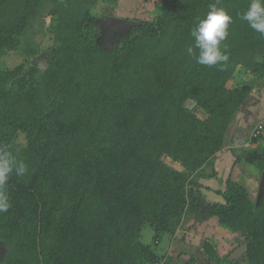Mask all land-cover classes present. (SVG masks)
Here are the masks:
<instances>
[{
  "label": "trees",
  "instance_id": "1",
  "mask_svg": "<svg viewBox=\"0 0 264 264\" xmlns=\"http://www.w3.org/2000/svg\"><path fill=\"white\" fill-rule=\"evenodd\" d=\"M122 1L0 0V61L27 58L0 64V145L18 144L28 164L0 213V264H172L142 241L144 228L161 240L190 215L240 235L246 251L230 259L202 239L185 264H264V187L255 196L232 174L224 189L204 184L222 181L215 162L230 143L234 167L264 176V116L249 147L230 135L264 85V35L241 19L251 0H156L154 14L108 45L97 10ZM211 4L233 17L222 71L187 52ZM45 12L40 48L31 30ZM241 69L252 83L237 87Z\"/></svg>",
  "mask_w": 264,
  "mask_h": 264
},
{
  "label": "rangeland",
  "instance_id": "2",
  "mask_svg": "<svg viewBox=\"0 0 264 264\" xmlns=\"http://www.w3.org/2000/svg\"><path fill=\"white\" fill-rule=\"evenodd\" d=\"M156 8V0H124L118 6L101 5L97 10V13L104 21L108 18L139 21L149 18L154 12H156ZM44 21L45 23L47 22V24L51 21L50 17H47L46 12L39 17L31 30L35 45L40 48H43L47 40L46 30H42L40 27V23H43ZM108 34L109 35L104 43L110 45L114 35L111 33ZM40 56L33 61L41 68H44V59H41ZM26 60V56L21 51L7 52L2 57L0 64L2 68L14 69L26 62ZM248 83H252V77L245 71V69H241L236 75L235 86L240 87ZM255 84L253 99L247 101L239 114L240 118L242 117V121L245 120V114H247L245 112L254 106L249 104L256 102L259 95L264 101V85L261 82H256ZM239 115L231 125L230 135L237 138L236 147L243 149L250 146V135L254 127L251 125L252 123H250L244 131L239 132L240 122H237L239 120ZM255 125L256 127H259V123H256ZM231 147H233V145L230 143L225 152L221 153L216 158V168L219 170L222 181H208L204 182V184L210 188L224 189L225 180L230 174H232L235 180L249 187L255 196H259L264 182V176L260 174L256 168L250 167L246 164L234 167V158L230 152ZM155 233L154 228L147 225L143 231L142 241L147 245H152L153 248L155 247L161 256L170 257L172 264H185L192 256H201L200 243L202 239H209L213 244H216L221 255L224 257L229 256L230 259H235L240 258L242 255H235L240 248L238 246L240 235L233 234L223 229L218 225L215 219H205L198 215H190L174 236H169L167 234L161 235V240H159ZM242 248L244 247L242 246ZM3 254L4 250L0 245V258ZM199 263L207 264L204 259H200Z\"/></svg>",
  "mask_w": 264,
  "mask_h": 264
},
{
  "label": "clouds",
  "instance_id": "3",
  "mask_svg": "<svg viewBox=\"0 0 264 264\" xmlns=\"http://www.w3.org/2000/svg\"><path fill=\"white\" fill-rule=\"evenodd\" d=\"M205 18L199 20L191 30L194 45L187 48L190 56L201 65L217 66L221 71L229 62L226 45L222 42L229 35V26L233 17L228 11L211 4ZM251 29L264 35V0H251L246 11L241 15ZM198 50V54L194 51ZM20 147L16 145H0V213L7 212L11 207L9 181L13 175L24 177L28 172V164L20 156Z\"/></svg>",
  "mask_w": 264,
  "mask_h": 264
},
{
  "label": "crops",
  "instance_id": "4",
  "mask_svg": "<svg viewBox=\"0 0 264 264\" xmlns=\"http://www.w3.org/2000/svg\"><path fill=\"white\" fill-rule=\"evenodd\" d=\"M249 105H254V106L251 107L250 110H247L245 112V113H247V114H245V120L242 121L241 120L242 117L240 118V115L238 117L239 120L237 122H240L239 132L244 131L248 124L252 123V125H253V124H256L258 121H261L263 119L264 101L261 99V97L260 98L257 97V101L253 102V104H249Z\"/></svg>",
  "mask_w": 264,
  "mask_h": 264
},
{
  "label": "water",
  "instance_id": "5",
  "mask_svg": "<svg viewBox=\"0 0 264 264\" xmlns=\"http://www.w3.org/2000/svg\"><path fill=\"white\" fill-rule=\"evenodd\" d=\"M107 21L111 22V26L118 25V26H122L124 28H131V27H133V26L138 24L136 21H129V20L120 19V18H108ZM41 59H44V57L41 56ZM195 106H196L195 102H189V104H188V107L190 109L194 108ZM263 187H264V182H263L262 187H261L260 195L262 194ZM243 247L244 248L240 247L239 250H237L235 255L238 256L240 254H243L246 251V247L245 246H243Z\"/></svg>",
  "mask_w": 264,
  "mask_h": 264
},
{
  "label": "flooded vegetation",
  "instance_id": "6",
  "mask_svg": "<svg viewBox=\"0 0 264 264\" xmlns=\"http://www.w3.org/2000/svg\"><path fill=\"white\" fill-rule=\"evenodd\" d=\"M105 21L103 22L104 23L103 25H106V27L104 28V33H105L104 34V42L106 41L107 36L109 35L108 33H111L112 35H114L113 37L115 38L116 34H118V33L122 34L126 30L130 29V28H124V27L118 26V25L111 26V22H109L107 20H105Z\"/></svg>",
  "mask_w": 264,
  "mask_h": 264
}]
</instances>
